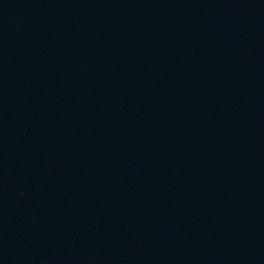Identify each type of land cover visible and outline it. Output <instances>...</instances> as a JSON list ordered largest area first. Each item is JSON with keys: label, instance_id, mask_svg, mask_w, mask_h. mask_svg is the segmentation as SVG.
Masks as SVG:
<instances>
[{"label": "water", "instance_id": "1", "mask_svg": "<svg viewBox=\"0 0 264 264\" xmlns=\"http://www.w3.org/2000/svg\"><path fill=\"white\" fill-rule=\"evenodd\" d=\"M0 264H264V0H0Z\"/></svg>", "mask_w": 264, "mask_h": 264}]
</instances>
